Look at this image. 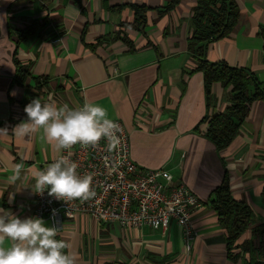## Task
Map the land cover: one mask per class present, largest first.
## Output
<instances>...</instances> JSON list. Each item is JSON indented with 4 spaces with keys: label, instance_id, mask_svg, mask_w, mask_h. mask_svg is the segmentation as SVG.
<instances>
[{
    "label": "crops",
    "instance_id": "1",
    "mask_svg": "<svg viewBox=\"0 0 264 264\" xmlns=\"http://www.w3.org/2000/svg\"><path fill=\"white\" fill-rule=\"evenodd\" d=\"M171 1L112 0L117 7L108 9L101 0H82V7L74 0H0V129L8 130L0 133V208L22 219L35 217L34 174L64 150L42 129L25 136L12 132L27 120L24 107L35 97L70 107L85 100L103 106L109 119L126 127L140 167L170 171L203 202L193 217L197 236L191 249L175 221L162 231L79 214L56 237L68 245L64 251L74 254L75 264H253L228 255V232L210 198L227 174L232 196L256 215L240 242L264 223V100L253 102L238 135L218 150L204 119L231 104V91L214 83L209 104L204 73L197 69L200 56L189 48L197 0H180L166 10ZM236 1V26L209 41L203 56L264 80V0ZM132 3L150 7L145 27L123 25L134 21ZM35 20L42 26L18 42L10 28ZM16 61L30 69L25 81ZM17 165L19 178L11 182Z\"/></svg>",
    "mask_w": 264,
    "mask_h": 264
},
{
    "label": "built area",
    "instance_id": "2",
    "mask_svg": "<svg viewBox=\"0 0 264 264\" xmlns=\"http://www.w3.org/2000/svg\"><path fill=\"white\" fill-rule=\"evenodd\" d=\"M113 121L121 128L116 149L109 150L108 141L101 139L95 146L73 145L58 156H68L78 165V174L92 177L95 196L65 201L49 196L48 189L36 192L35 217L49 219L57 231L79 214L127 228L150 226L162 231L175 221L191 249L197 236L193 217L203 202L170 171L140 167L132 158L129 132L120 120Z\"/></svg>",
    "mask_w": 264,
    "mask_h": 264
},
{
    "label": "trees",
    "instance_id": "3",
    "mask_svg": "<svg viewBox=\"0 0 264 264\" xmlns=\"http://www.w3.org/2000/svg\"><path fill=\"white\" fill-rule=\"evenodd\" d=\"M82 7V0H74ZM108 9L117 6L112 0H101ZM180 0H172L166 10L173 9ZM134 21L123 24L140 29L147 24V12L150 7L146 4L132 3ZM193 32L189 38V48L200 56L198 70L204 73V85L211 105L212 87L219 82L230 88L231 104L223 111L208 113L204 121L207 122V136L212 140L218 150L229 146L241 130L242 124L248 116L251 106L256 100H264V80H260L252 71L231 66L225 62L213 63L204 58L206 44L211 40L220 39L233 30L240 17V8L236 0H197L193 9ZM42 26L39 20L33 21L23 29L10 28L16 32L19 41L32 36ZM261 34L264 38V26ZM129 42L128 38H123ZM17 70L23 81L30 74L28 66L16 61ZM210 202L218 214L221 224L227 229L228 255L232 259L246 258L249 263L258 264L264 260V223L257 226L253 236L240 242L241 236L255 222L256 215L250 204L236 200L231 194V186L226 174L222 183L212 192ZM264 200V187L262 190Z\"/></svg>",
    "mask_w": 264,
    "mask_h": 264
},
{
    "label": "clouds",
    "instance_id": "4",
    "mask_svg": "<svg viewBox=\"0 0 264 264\" xmlns=\"http://www.w3.org/2000/svg\"><path fill=\"white\" fill-rule=\"evenodd\" d=\"M27 120L12 129L16 135H31L42 129L43 136L56 143L57 149H70L73 145L95 146L101 139L108 141L109 150L120 144V125L108 118L107 109L87 100L80 106L42 102L33 98L24 107ZM6 128L0 133H7ZM78 165L68 156L58 157L46 168L34 174V191L56 199L88 200L95 196L91 189L92 177L77 172ZM21 165L14 169L11 182L19 178ZM58 235L55 226H48L41 217L20 218L0 208V264H75L74 254ZM6 240L9 242L6 244Z\"/></svg>",
    "mask_w": 264,
    "mask_h": 264
}]
</instances>
